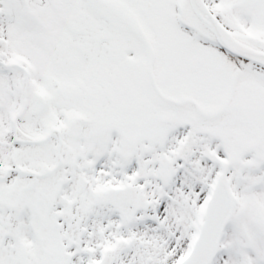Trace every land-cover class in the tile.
I'll return each instance as SVG.
<instances>
[{"label":"snow or ice","instance_id":"6c2138e0","mask_svg":"<svg viewBox=\"0 0 264 264\" xmlns=\"http://www.w3.org/2000/svg\"><path fill=\"white\" fill-rule=\"evenodd\" d=\"M0 264H264V0H0Z\"/></svg>","mask_w":264,"mask_h":264}]
</instances>
